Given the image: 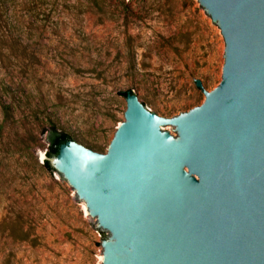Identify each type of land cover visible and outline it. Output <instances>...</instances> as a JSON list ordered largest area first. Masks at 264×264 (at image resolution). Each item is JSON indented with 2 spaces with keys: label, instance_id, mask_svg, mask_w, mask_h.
Instances as JSON below:
<instances>
[{
  "label": "rangeland",
  "instance_id": "obj_1",
  "mask_svg": "<svg viewBox=\"0 0 264 264\" xmlns=\"http://www.w3.org/2000/svg\"><path fill=\"white\" fill-rule=\"evenodd\" d=\"M198 0H0V264H101L97 220L41 162L51 124L105 152L131 91L173 116L221 79ZM92 146V147H91Z\"/></svg>",
  "mask_w": 264,
  "mask_h": 264
},
{
  "label": "water",
  "instance_id": "obj_2",
  "mask_svg": "<svg viewBox=\"0 0 264 264\" xmlns=\"http://www.w3.org/2000/svg\"><path fill=\"white\" fill-rule=\"evenodd\" d=\"M198 2L224 39L203 101L163 116L126 91L105 152L48 158L109 235L101 264H264V0Z\"/></svg>",
  "mask_w": 264,
  "mask_h": 264
},
{
  "label": "trees",
  "instance_id": "obj_3",
  "mask_svg": "<svg viewBox=\"0 0 264 264\" xmlns=\"http://www.w3.org/2000/svg\"><path fill=\"white\" fill-rule=\"evenodd\" d=\"M123 94H125V92H123ZM67 139H75V138L71 133L65 131L63 128L57 126L56 124H51L49 128V132L47 134L48 145L45 150L46 157L41 162V165L45 169L49 171L55 170L49 163L48 158L57 154L59 145Z\"/></svg>",
  "mask_w": 264,
  "mask_h": 264
},
{
  "label": "bare ground",
  "instance_id": "obj_4",
  "mask_svg": "<svg viewBox=\"0 0 264 264\" xmlns=\"http://www.w3.org/2000/svg\"><path fill=\"white\" fill-rule=\"evenodd\" d=\"M101 260H102V255H101Z\"/></svg>",
  "mask_w": 264,
  "mask_h": 264
}]
</instances>
